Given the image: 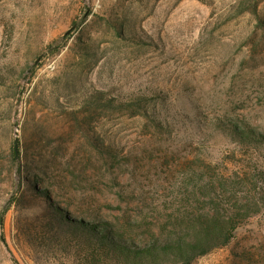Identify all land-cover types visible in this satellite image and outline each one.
I'll use <instances>...</instances> for the list:
<instances>
[{
	"label": "rangeland",
	"instance_id": "374dc122",
	"mask_svg": "<svg viewBox=\"0 0 264 264\" xmlns=\"http://www.w3.org/2000/svg\"><path fill=\"white\" fill-rule=\"evenodd\" d=\"M94 90L152 100L81 107ZM233 123L264 135V0H0V264H71L27 237L44 205L15 148L78 218L150 228L192 170L264 193V147ZM194 264H264V208Z\"/></svg>",
	"mask_w": 264,
	"mask_h": 264
},
{
	"label": "trees",
	"instance_id": "16d2710c",
	"mask_svg": "<svg viewBox=\"0 0 264 264\" xmlns=\"http://www.w3.org/2000/svg\"><path fill=\"white\" fill-rule=\"evenodd\" d=\"M258 6L257 2L252 9L242 7L240 12L251 10L258 15ZM82 100L83 108L122 111L141 108L152 98L137 95L116 98L94 90ZM229 126L238 142L264 147L261 133L247 125ZM13 157L18 169L26 174L24 178H28V188H34L30 199L44 205L27 237L45 253L68 256L71 264H194L197 259L228 246L235 232L264 208V193L258 184L255 190L260 197L254 201L247 196L244 182H231L230 178L208 182L206 175L196 169L191 172L184 197L175 198L168 214L150 228H144L143 221L137 219L123 223L97 216L80 219L55 202L48 190L36 188L39 177L29 165L22 164L21 151L15 148ZM4 215L5 212L0 215V226Z\"/></svg>",
	"mask_w": 264,
	"mask_h": 264
},
{
	"label": "water",
	"instance_id": "95a60500",
	"mask_svg": "<svg viewBox=\"0 0 264 264\" xmlns=\"http://www.w3.org/2000/svg\"><path fill=\"white\" fill-rule=\"evenodd\" d=\"M16 146H17V141H16Z\"/></svg>",
	"mask_w": 264,
	"mask_h": 264
}]
</instances>
